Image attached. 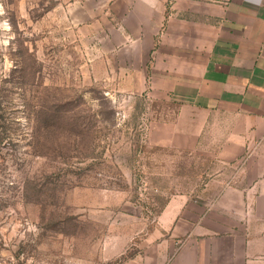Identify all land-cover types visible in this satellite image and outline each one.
<instances>
[{
	"label": "rangeland",
	"instance_id": "rangeland-1",
	"mask_svg": "<svg viewBox=\"0 0 264 264\" xmlns=\"http://www.w3.org/2000/svg\"><path fill=\"white\" fill-rule=\"evenodd\" d=\"M71 3L0 0V264H121L211 174L152 144L172 103L96 73L108 31Z\"/></svg>",
	"mask_w": 264,
	"mask_h": 264
},
{
	"label": "crops",
	"instance_id": "crops-1",
	"mask_svg": "<svg viewBox=\"0 0 264 264\" xmlns=\"http://www.w3.org/2000/svg\"><path fill=\"white\" fill-rule=\"evenodd\" d=\"M71 6L108 31L93 49L96 73L172 103L152 144L204 155L212 168L203 190L172 198L157 232L121 264H264V0Z\"/></svg>",
	"mask_w": 264,
	"mask_h": 264
}]
</instances>
